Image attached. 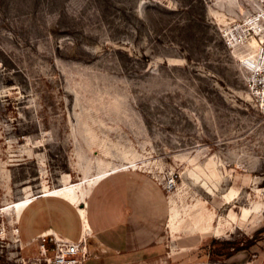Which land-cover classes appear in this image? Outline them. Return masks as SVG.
Segmentation results:
<instances>
[{
	"label": "rangeland",
	"instance_id": "obj_1",
	"mask_svg": "<svg viewBox=\"0 0 264 264\" xmlns=\"http://www.w3.org/2000/svg\"><path fill=\"white\" fill-rule=\"evenodd\" d=\"M218 4L0 0V264L38 253L17 230H72L47 191L88 196L105 174L158 238L138 264H264V116Z\"/></svg>",
	"mask_w": 264,
	"mask_h": 264
},
{
	"label": "crops",
	"instance_id": "obj_2",
	"mask_svg": "<svg viewBox=\"0 0 264 264\" xmlns=\"http://www.w3.org/2000/svg\"><path fill=\"white\" fill-rule=\"evenodd\" d=\"M107 175L97 180L88 196L81 197L76 193L72 199L61 192L44 193L61 196L71 203L69 209L72 213V230L66 228V220L58 223L50 217L36 226L32 232L28 234L23 232V239L18 235L21 246L35 243L39 249L34 237L45 230L57 231L77 240L90 226L92 233L87 236V244L94 255L83 264H138L156 256L160 245L156 235L151 234H155V230L150 229L143 220L145 213L137 205L130 186L122 182L124 176ZM32 199L30 198L27 204L32 203ZM48 213L56 214L55 211ZM59 215L64 217L63 214ZM48 245L51 246L52 242H48ZM31 253L38 254L39 250L38 253Z\"/></svg>",
	"mask_w": 264,
	"mask_h": 264
},
{
	"label": "built area",
	"instance_id": "obj_3",
	"mask_svg": "<svg viewBox=\"0 0 264 264\" xmlns=\"http://www.w3.org/2000/svg\"><path fill=\"white\" fill-rule=\"evenodd\" d=\"M232 5L233 9L229 4L222 7L224 11L219 31L226 46L240 52L238 58L246 73L248 91L264 116V0H236ZM239 7L246 10L234 12ZM176 183V175L168 174L165 183L167 190L174 189ZM91 233L89 226L85 234L83 232L79 239L74 240L57 231H42L34 237L39 245V253L21 256V260L29 264H83L94 255L87 244V236ZM17 241L22 247L19 236ZM48 242H52V245L49 246Z\"/></svg>",
	"mask_w": 264,
	"mask_h": 264
},
{
	"label": "bare ground",
	"instance_id": "obj_4",
	"mask_svg": "<svg viewBox=\"0 0 264 264\" xmlns=\"http://www.w3.org/2000/svg\"><path fill=\"white\" fill-rule=\"evenodd\" d=\"M234 2H236V0H217V3H220V4H218V5H220L221 7H223L225 4L227 5V4H229V5H231L230 6V9H233V3ZM235 53L237 54V55H240V52L237 50V49H235ZM98 177V176H97ZM99 177H101V176H99ZM56 192H61L62 194H64L65 196H67V197H70V198H72V199H74V196L76 195V193L73 191V189H72V187H70V186H66V187H63V188H61V189H59V190H55V191H47L46 192V194H53V193H56ZM30 200V198H26V199H24V200H22V201H20V202H18L17 204H16V206L18 207V208H21L22 206H24L25 204H27V202ZM83 212H84V210H83ZM87 231H85V233H86Z\"/></svg>",
	"mask_w": 264,
	"mask_h": 264
}]
</instances>
